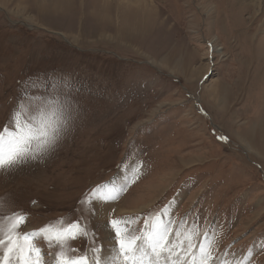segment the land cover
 <instances>
[{
    "label": "rangeland",
    "instance_id": "374dc122",
    "mask_svg": "<svg viewBox=\"0 0 264 264\" xmlns=\"http://www.w3.org/2000/svg\"><path fill=\"white\" fill-rule=\"evenodd\" d=\"M58 3L0 0V264H264V0Z\"/></svg>",
    "mask_w": 264,
    "mask_h": 264
},
{
    "label": "bare ground",
    "instance_id": "6f19581e",
    "mask_svg": "<svg viewBox=\"0 0 264 264\" xmlns=\"http://www.w3.org/2000/svg\"><path fill=\"white\" fill-rule=\"evenodd\" d=\"M61 0H57V4H56V6H58V2H60ZM102 1H104V5H102V7H103V13L102 14H100V15H102V16H105L106 14H107V12H108V8L110 9V7L112 6V4H114V5H116V7L119 5L120 7L122 6V5H126V4H128V5H138V6H141L142 5V3L144 2V0H102ZM234 2H236V4H240V5H237L238 6V8L240 7V6H243V5H249L250 7L252 6V3L251 2H253V1H255V0H233ZM153 5L154 4H147V7H148V9L150 10L151 8H153ZM108 7V8H107ZM129 8H133V7H129ZM238 8H236V9H238ZM239 10V9H238ZM100 11V10H99ZM261 11V12H260ZM263 14L264 13V7L263 8H261V9H259V10H257V11H255V14L256 15H259V14ZM123 18V17H122ZM122 22H123V20H122ZM45 28V27H44ZM46 29V28H45ZM51 30V29H50ZM60 32V31H59ZM61 33V32H60ZM119 180H121V182H123L124 180H125V178H122V175H120L119 176V179L117 180V181H119ZM123 180V181H122ZM123 186V185H122ZM116 187L117 188H115L116 189V191H118L120 188V185H116ZM107 190V189H106ZM112 191V189L108 192V194H106V195H103L102 196V198L103 199H105V200H103V202H105L104 204H107V203H109L107 200H110L111 198L110 197H113V196H115L116 195V191H114V189H113V191ZM104 193V190L102 189L101 191H100V193ZM126 199V198H125ZM127 199H128V197H127ZM102 202V203H103ZM103 204V205H104ZM124 205V204H123ZM101 206V205H100ZM122 205H120L119 204V210H121V209H123L122 207H121ZM102 207V206H101ZM103 208H104V210H105V205L103 206ZM103 208H102V210H103ZM107 208V207H106ZM125 208H127V207H125ZM128 209V208H127ZM103 210V211H104ZM100 216V215H99ZM100 219V218H99ZM102 223H104V225H105V222L103 221ZM106 225H108V224H106ZM105 227H107L108 228V226H105ZM107 231V230H106ZM107 236L110 238L111 237V234L109 233V231H107ZM115 237H116V235H115ZM117 241V240H116ZM113 242V241H112ZM114 243V242H113ZM115 245H116V243H115ZM114 244H113V246H115ZM152 245V244H151ZM138 250V249H137ZM140 250V252L138 253L137 252V254L135 253V259L137 258H139L140 257V259H142L143 260V258L145 259H148V257H149V255H150V253H151V250H150V248H148L147 246H145L144 244H141V249H139ZM110 255H114V256H116V254L118 255V250H117V248L115 247V248H111V249H109V252H108ZM134 256L133 255H131V259H134L133 258ZM140 259H138V260H140ZM136 263V262H135Z\"/></svg>",
    "mask_w": 264,
    "mask_h": 264
},
{
    "label": "trees",
    "instance_id": "16d2710c",
    "mask_svg": "<svg viewBox=\"0 0 264 264\" xmlns=\"http://www.w3.org/2000/svg\"><path fill=\"white\" fill-rule=\"evenodd\" d=\"M136 183V182H135Z\"/></svg>",
    "mask_w": 264,
    "mask_h": 264
}]
</instances>
